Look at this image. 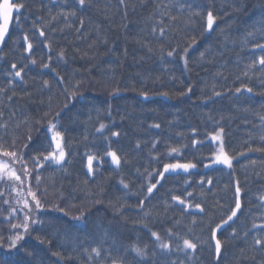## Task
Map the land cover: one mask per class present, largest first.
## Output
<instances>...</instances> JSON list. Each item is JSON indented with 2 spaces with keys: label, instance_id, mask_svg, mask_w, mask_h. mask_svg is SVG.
I'll return each mask as SVG.
<instances>
[{
  "label": "trees",
  "instance_id": "trees-1",
  "mask_svg": "<svg viewBox=\"0 0 264 264\" xmlns=\"http://www.w3.org/2000/svg\"><path fill=\"white\" fill-rule=\"evenodd\" d=\"M17 2L24 4L21 27L12 26L0 46V124H7L0 136L6 146L15 142V150L31 157L36 149L48 150L45 130L58 120L66 156L62 165L40 169L38 186L35 172L25 178L20 163L11 165L25 183H0V264H264V247L254 242L264 229L253 228L264 225V151L257 150L264 148V72L261 51H254L256 42L264 43V0H86L83 8L75 0ZM209 10L216 19L206 31ZM25 34L32 38L31 54L24 52ZM187 45L186 65L180 56ZM173 48L179 55L168 57ZM254 60L256 67L249 68ZM12 63L27 65L23 79L10 75ZM100 124L106 127L97 132ZM221 129L233 167L205 169L214 148L209 138ZM29 135L32 142L25 148ZM169 147L179 148L181 162L191 160L197 169L166 174L141 210L139 201L159 179ZM108 150L121 158L119 167L106 156ZM87 154L97 156L93 175ZM158 154H163L159 164L153 160ZM237 183L242 207L231 227L218 232L223 247L217 257L208 225L230 213ZM29 186L39 188L46 206L39 214L42 224L32 225L10 248V233L22 231L11 223L23 220L10 209L20 213L18 201L31 203ZM173 195L200 203L205 212L184 210ZM153 231L171 251L158 246ZM182 238L196 242V250L177 249ZM133 247L146 255L137 256Z\"/></svg>",
  "mask_w": 264,
  "mask_h": 264
},
{
  "label": "snow or ice",
  "instance_id": "snow-or-ice-1",
  "mask_svg": "<svg viewBox=\"0 0 264 264\" xmlns=\"http://www.w3.org/2000/svg\"><path fill=\"white\" fill-rule=\"evenodd\" d=\"M75 2L83 8L86 4V0H75ZM124 0H121V3H123ZM24 7L23 3H18L17 0H0V45H3L6 42V37L10 34V28L12 26L21 27V9ZM74 15L75 13H71ZM216 17L214 16L213 12L209 10L207 12V24H206V31L213 30V25L215 22ZM155 31V29H153ZM165 33V30L163 28L160 29V34L163 36ZM39 35L41 37L45 36V32L40 30ZM249 35H252V33H249ZM31 37L28 34H25L23 37L24 45L26 46L24 48V52L31 54L33 52V43L31 41ZM16 41H13L15 43ZM193 43H195V39L193 38ZM45 48H49V51H51L50 45L48 43L44 44ZM191 47V45H187L184 48V55H181L180 58L184 60L185 64L187 65V59L186 55L188 52V48ZM256 49H259L261 51V55L258 60L259 66H261L260 70L264 72V43L256 42L254 44V51ZM2 50V49H0ZM174 55H179L176 48H173L167 52L168 57H173ZM27 58V57H26ZM60 58H63V53L61 52ZM52 57L49 55L48 60L51 61ZM35 59H31V63L34 65L36 64ZM257 65V61H253L251 64L248 65L249 68H255ZM24 67H17L16 63L11 64L12 72L10 75H12L14 78H20L23 79L22 73L25 71ZM42 67L44 69H48L50 67V63H42ZM247 75V73H245ZM60 83H64L63 77H60L59 80ZM12 81L9 80V84H11ZM44 86L49 87V81H44ZM245 91L252 93L253 89L251 87H247L244 89ZM3 89H0V92H2ZM65 91H67V88H65ZM188 92H191V88L189 87ZM236 92L240 93L241 89L236 88ZM76 93L73 92L71 96L68 97V99H73L75 97ZM144 96V99H149L147 93H142ZM162 95L167 96V93H162ZM181 95H186V93H181ZM215 95L219 96L221 95L220 92H215ZM65 107H68L66 104ZM3 114L0 113V118H2ZM57 116H59V113H57ZM260 119L264 121V116H261ZM58 120H53L48 122V127L45 130L46 132V139H48V135L50 134V144L48 150L43 149H36L34 155L31 157H28L26 152H18L15 150V142H13L12 145L6 146V141L4 140L3 136H0V157H4L5 159L0 160V183H3L5 181H15L21 185L25 183V179H22L20 175L17 174L16 170L11 167L12 164L20 163L23 167L24 177H30L33 175V172H35V180L37 182V186L39 185V182L41 180L40 175V169L49 166L50 164L55 165H62V163L65 161V145H64V133L63 131L58 127ZM104 124H100L99 128L96 129L97 132H102L105 129ZM152 127L159 128V124H154ZM0 128H7V124H0ZM223 132V129L220 130V132H217L215 135L211 137V140L216 145L211 150L210 157H208L209 162L204 163L205 168L212 167L213 165H223L224 167L228 169H232L233 167V156H231L226 150L224 141L221 137V133ZM119 133L112 132V136H118ZM264 139V138H262ZM32 142L31 135L28 136V144L25 145V148L29 147V145ZM216 142H219L216 144ZM193 145L197 143L196 140L192 141ZM156 142L153 143V148H155ZM139 147V145H137ZM258 151H264V148L257 149ZM106 156L111 158V163L117 167L121 164V158L117 154V152L113 150H108L106 153ZM160 155L153 157V160L156 161L157 164L161 162ZM168 157L172 158L171 160L167 159ZM181 157V150L176 147H169V150L167 152V156L165 158V161L163 162V171H159L157 174L159 176V179H156L155 183H149V186L147 187V193L148 196L144 199H141L139 201V207L141 210H143L145 200L150 198L153 194L154 189L157 188L158 185H160L161 180L165 179V174L168 173H177L178 170H182L184 173H190V170L197 168V163L192 162L191 160H185V162H181L179 159ZM97 160V156L94 154H87V171L88 175H93L96 171V166H94V161ZM175 162H172V161ZM104 158H99V163L103 164ZM156 170L154 169L153 172ZM153 172H149L148 176L151 180V177L153 175ZM201 184L204 183L203 179L200 181ZM209 184H211V180L208 181ZM128 184H124V188H128ZM12 191L16 192V194L22 195V190H17V188L13 187ZM3 195V192L0 191V196ZM192 193L188 192L187 196H191ZM27 196L30 198L31 203H29L28 200L18 201V203L22 204V208L20 213H17L16 209H10V215L11 216H17L23 215L22 222L19 223H11V229H21L22 231L15 232L14 235L10 233V248H16L19 241L23 240L25 238V234L29 233V230L32 225L36 224H42V220L40 219L39 214L45 210V204L42 202L39 194V188L34 191L31 186L27 189ZM264 200V197L261 198ZM172 200L175 201L177 204L182 205L184 210H188L190 207H194L197 211L200 213H204L205 209L202 207L200 203H195L192 205L190 202H186V198H183L181 195H173ZM4 203L7 204L8 200H4ZM34 205V207H33ZM242 207L241 204V188L239 187V184L237 183V187L235 189V205L230 209V213L225 214V218H222L219 223H216L215 226H212L211 222H209V229L211 233V240L215 243V253L217 257L220 256L221 250L223 247L222 241L218 238V232H220L222 229H225V226L231 227L230 222L234 221V218H238V213L240 212ZM26 209L27 211H24ZM60 211H63V209H58ZM67 214V213H65ZM149 213H145V215H148ZM7 219V218H6ZM74 219L79 220L80 217H74ZM195 223V220L193 221ZM253 228H261L264 229V225H253ZM174 233L169 230L168 235L172 236ZM235 229L232 231L233 237L235 236ZM152 237L159 242L158 246L161 249L169 250L171 251V245L169 243H164L160 237V235L153 231L151 233ZM179 239V237H178ZM255 245L264 247V235L258 236L255 238ZM41 243H43V240H41ZM176 248L184 251L187 249L192 250L193 252L197 248V243L193 242L192 240L188 238H182V246L180 244L176 245ZM137 256L144 257L146 255L144 249L133 247L132 249ZM87 251V250H86ZM91 253L95 254L96 257H99L101 255L100 250L97 247H93L91 249ZM89 259H92V256H89ZM113 264H120V261L114 260Z\"/></svg>",
  "mask_w": 264,
  "mask_h": 264
},
{
  "label": "rangeland",
  "instance_id": "rangeland-1",
  "mask_svg": "<svg viewBox=\"0 0 264 264\" xmlns=\"http://www.w3.org/2000/svg\"><path fill=\"white\" fill-rule=\"evenodd\" d=\"M1 46V45H0ZM217 132H220V130H218ZM216 132V133H217ZM215 133V134H216ZM215 134H212L211 136H210V138H209V141L213 144V146L215 147L216 145L214 144V142L211 140V137L213 136V135H215ZM221 137H222V139H223V132L221 133ZM219 142H216V144H218ZM110 158V157H109ZM214 166H222V167H224L223 165H213L212 167H214ZM212 167H209V168H212ZM205 168V167H204ZM209 168H205V169H209ZM224 168H226V167H224ZM197 169V168H196ZM196 169H192V170H196ZM228 169V168H227ZM192 170H190V171H192ZM161 171H163V168H162V170ZM177 173H184L182 170H178V172ZM168 174H172V173H168ZM166 175V174H165ZM158 178H159V176H158Z\"/></svg>",
  "mask_w": 264,
  "mask_h": 264
}]
</instances>
